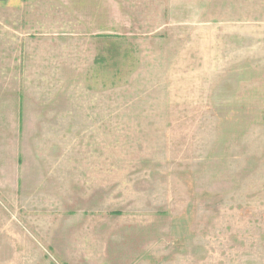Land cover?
Wrapping results in <instances>:
<instances>
[{
    "label": "rangeland",
    "instance_id": "374dc122",
    "mask_svg": "<svg viewBox=\"0 0 264 264\" xmlns=\"http://www.w3.org/2000/svg\"><path fill=\"white\" fill-rule=\"evenodd\" d=\"M0 264H264V0L0 4Z\"/></svg>",
    "mask_w": 264,
    "mask_h": 264
},
{
    "label": "crops",
    "instance_id": "0c3cea01",
    "mask_svg": "<svg viewBox=\"0 0 264 264\" xmlns=\"http://www.w3.org/2000/svg\"><path fill=\"white\" fill-rule=\"evenodd\" d=\"M9 0H0V4H8Z\"/></svg>",
    "mask_w": 264,
    "mask_h": 264
}]
</instances>
